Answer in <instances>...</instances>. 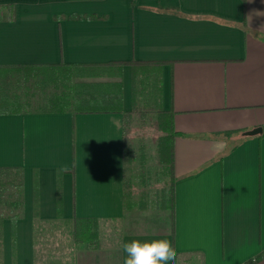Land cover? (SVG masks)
Segmentation results:
<instances>
[{"label":"crops","instance_id":"0c3cea01","mask_svg":"<svg viewBox=\"0 0 264 264\" xmlns=\"http://www.w3.org/2000/svg\"><path fill=\"white\" fill-rule=\"evenodd\" d=\"M136 60L161 62L173 112V224L103 230L125 222L122 112L3 110L0 166L20 169L22 205L1 220L0 264H123L132 239L176 264H264V0H0V93L33 66L123 62L127 109ZM73 216L96 234L75 240Z\"/></svg>","mask_w":264,"mask_h":264},{"label":"trees","instance_id":"16d2710c","mask_svg":"<svg viewBox=\"0 0 264 264\" xmlns=\"http://www.w3.org/2000/svg\"><path fill=\"white\" fill-rule=\"evenodd\" d=\"M127 63L131 70V105L127 109L122 107L121 81L118 78L123 62L84 65L90 67L85 71L72 64L58 62L33 66L21 72L16 79L17 89L0 93V111L73 109L122 112L124 212L132 207L141 210L152 208L162 213L167 211L172 225L174 138L177 131L173 126L172 110L163 108L160 100L158 67L161 62L136 60ZM112 69L115 70L114 76ZM106 71L107 79L94 78L95 74L98 76ZM18 88H21L20 91H17ZM131 120L136 121L134 126ZM148 125L152 127L154 143V159L151 162L147 161L149 152L144 143L146 132L143 129ZM130 129L138 134L139 140L143 139L137 146L130 141L133 136V133L129 134ZM21 205L20 169L17 166H0V240L2 218L5 215L17 217ZM68 229L75 240L83 241L96 234L98 222L92 217L73 216Z\"/></svg>","mask_w":264,"mask_h":264},{"label":"rangeland","instance_id":"374dc122","mask_svg":"<svg viewBox=\"0 0 264 264\" xmlns=\"http://www.w3.org/2000/svg\"><path fill=\"white\" fill-rule=\"evenodd\" d=\"M96 77H101L102 79H107V74L100 73V74H98V76H97V74H95L94 78H96ZM4 88L8 89L7 85H5ZM17 91H20V90H17ZM135 122L136 121L131 120V123L133 124V126L136 124ZM143 130H144V132H146V136L144 138V143H146V149L149 152V155L147 156V161L151 162L154 159V152H153L154 143L152 141L153 132L151 131L152 127L148 125L147 127H144ZM132 133H133V136L130 138V141L133 145L137 146L138 142L141 140L143 141V139L139 140L137 137L138 134H136L135 131H132L130 129L129 134H132ZM134 171L136 172V167H134ZM137 195L138 194H136V196ZM163 217H164V213L159 212L156 209L147 208V209L141 210V209H138L136 207H132V208H130L124 212L123 220L126 223L125 222L122 223L120 221H115L116 223L114 226H112L111 225L112 223H110L109 226H106L103 230H106V231L109 230V231H107L109 234H113V233L118 234V233H120V231L125 230V229H132V230H134L135 228H140V229L145 228L146 229L147 227L142 228L143 225L141 223H143V222H140V221H145V220H150L151 223L147 224V226L149 227V225H151L153 227V229H155V228H159L158 226L161 223ZM135 222H137L140 226L138 224H135ZM123 224L126 226H123Z\"/></svg>","mask_w":264,"mask_h":264},{"label":"clouds","instance_id":"9594fccd","mask_svg":"<svg viewBox=\"0 0 264 264\" xmlns=\"http://www.w3.org/2000/svg\"><path fill=\"white\" fill-rule=\"evenodd\" d=\"M123 264H176L174 255L166 244H151L132 239L121 245Z\"/></svg>","mask_w":264,"mask_h":264},{"label":"water","instance_id":"95a60500","mask_svg":"<svg viewBox=\"0 0 264 264\" xmlns=\"http://www.w3.org/2000/svg\"><path fill=\"white\" fill-rule=\"evenodd\" d=\"M260 130H261V127H256L254 129L250 130L249 133H255V132H258Z\"/></svg>","mask_w":264,"mask_h":264}]
</instances>
